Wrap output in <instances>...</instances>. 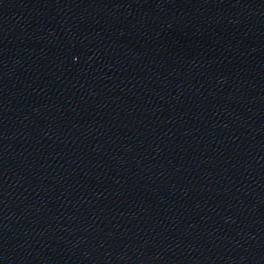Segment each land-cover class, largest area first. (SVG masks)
Here are the masks:
<instances>
[{"label": "water", "instance_id": "water-1", "mask_svg": "<svg viewBox=\"0 0 264 264\" xmlns=\"http://www.w3.org/2000/svg\"><path fill=\"white\" fill-rule=\"evenodd\" d=\"M0 264H264V0H0Z\"/></svg>", "mask_w": 264, "mask_h": 264}]
</instances>
